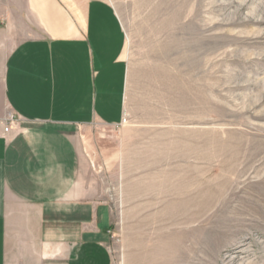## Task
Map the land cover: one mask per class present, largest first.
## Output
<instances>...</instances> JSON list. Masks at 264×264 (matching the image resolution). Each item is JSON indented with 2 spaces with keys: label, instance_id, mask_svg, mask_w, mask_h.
Wrapping results in <instances>:
<instances>
[{
  "label": "rangeland",
  "instance_id": "1",
  "mask_svg": "<svg viewBox=\"0 0 264 264\" xmlns=\"http://www.w3.org/2000/svg\"><path fill=\"white\" fill-rule=\"evenodd\" d=\"M104 1L125 122L84 144L117 148L112 264H264V0Z\"/></svg>",
  "mask_w": 264,
  "mask_h": 264
},
{
  "label": "crops",
  "instance_id": "2",
  "mask_svg": "<svg viewBox=\"0 0 264 264\" xmlns=\"http://www.w3.org/2000/svg\"><path fill=\"white\" fill-rule=\"evenodd\" d=\"M124 45L104 0H0V264H112L117 148L84 138L121 122Z\"/></svg>",
  "mask_w": 264,
  "mask_h": 264
},
{
  "label": "built area",
  "instance_id": "3",
  "mask_svg": "<svg viewBox=\"0 0 264 264\" xmlns=\"http://www.w3.org/2000/svg\"><path fill=\"white\" fill-rule=\"evenodd\" d=\"M12 122H13L12 119H10V121L7 122V124L4 126L3 131H4L5 133H7V132L10 131V129H11V125H12ZM122 122H125V118H122Z\"/></svg>",
  "mask_w": 264,
  "mask_h": 264
}]
</instances>
